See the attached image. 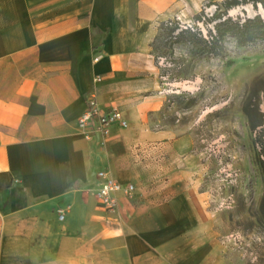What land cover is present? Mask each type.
<instances>
[{
	"label": "crops",
	"instance_id": "1",
	"mask_svg": "<svg viewBox=\"0 0 264 264\" xmlns=\"http://www.w3.org/2000/svg\"><path fill=\"white\" fill-rule=\"evenodd\" d=\"M200 1L0 0V264H236L152 53ZM91 94L127 126L85 139ZM100 170L136 187L114 214L93 198Z\"/></svg>",
	"mask_w": 264,
	"mask_h": 264
},
{
	"label": "rangeland",
	"instance_id": "2",
	"mask_svg": "<svg viewBox=\"0 0 264 264\" xmlns=\"http://www.w3.org/2000/svg\"><path fill=\"white\" fill-rule=\"evenodd\" d=\"M222 1L201 0L194 9L208 18ZM257 13L264 19L263 9L250 2L228 11L241 19ZM179 17L207 36L191 13ZM157 34L152 53L160 90H168L166 107L199 153L200 189L216 215L217 243L225 240L220 246L236 264H264V41L240 48L228 38L217 57L199 42L175 43L173 34ZM157 57L170 66H159ZM231 234L238 238L229 240Z\"/></svg>",
	"mask_w": 264,
	"mask_h": 264
},
{
	"label": "trees",
	"instance_id": "3",
	"mask_svg": "<svg viewBox=\"0 0 264 264\" xmlns=\"http://www.w3.org/2000/svg\"><path fill=\"white\" fill-rule=\"evenodd\" d=\"M252 2L254 8L258 0H223L217 3L215 14L211 17L204 18L203 11L194 15L196 22H202L207 36H202L197 26L186 29H181L175 33L178 26L172 20L160 23L158 30L165 31L169 35L173 34L175 43H189L199 42L207 54L221 57L225 51L224 42L231 38L240 48L254 44L258 41H264V19L257 13L252 17L239 18L228 14V11L236 6ZM263 9H264V3ZM213 23L212 28H208L209 23ZM199 31L197 32L196 31ZM156 35L153 43L156 41Z\"/></svg>",
	"mask_w": 264,
	"mask_h": 264
},
{
	"label": "built area",
	"instance_id": "4",
	"mask_svg": "<svg viewBox=\"0 0 264 264\" xmlns=\"http://www.w3.org/2000/svg\"><path fill=\"white\" fill-rule=\"evenodd\" d=\"M263 3L264 0H258L256 5L259 6L260 9H263ZM250 4L251 7H253L252 2H250ZM172 21L178 26L175 33L181 29H192L191 24L183 22L179 16H175ZM157 63L162 67L170 66V63L166 61L165 57H157ZM94 81L96 83L100 82L101 78L96 76ZM167 91L168 90H162L163 93ZM113 125H120L123 128L127 126V122L125 121L121 110L117 107L103 110L98 104L96 95L91 94L86 100L84 112L77 120V127L84 132V138L90 139L94 134L106 135L109 133ZM97 177L98 184L96 186L94 197L105 212L114 214L117 211L118 199L120 197H132L135 193L136 187L134 184L118 182L104 170L98 171ZM65 217L66 216L62 213L59 215L61 221H64ZM236 238L238 237L235 234H231L228 237L229 240L234 241ZM224 242L225 240L221 243Z\"/></svg>",
	"mask_w": 264,
	"mask_h": 264
},
{
	"label": "water",
	"instance_id": "5",
	"mask_svg": "<svg viewBox=\"0 0 264 264\" xmlns=\"http://www.w3.org/2000/svg\"><path fill=\"white\" fill-rule=\"evenodd\" d=\"M263 18V17H262Z\"/></svg>",
	"mask_w": 264,
	"mask_h": 264
}]
</instances>
